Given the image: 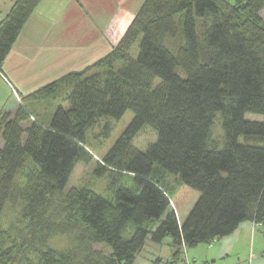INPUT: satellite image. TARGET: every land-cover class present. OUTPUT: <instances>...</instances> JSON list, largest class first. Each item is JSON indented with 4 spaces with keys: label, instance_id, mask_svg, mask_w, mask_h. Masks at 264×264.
<instances>
[{
    "label": "trees",
    "instance_id": "1",
    "mask_svg": "<svg viewBox=\"0 0 264 264\" xmlns=\"http://www.w3.org/2000/svg\"><path fill=\"white\" fill-rule=\"evenodd\" d=\"M40 2L15 0L0 21V70ZM263 10L264 0H144L111 51L72 75L65 96L64 78L24 96L46 99L48 117L22 105L0 113V221L11 204L22 223H0V264H133L147 239L167 238L172 260L149 264H196L188 248L248 219L264 230V120L246 117L264 114ZM129 109L133 119L95 169L108 174L111 193L66 190L76 164L94 158L88 128ZM146 125L158 137L143 150L133 140ZM57 234L71 244L52 246Z\"/></svg>",
    "mask_w": 264,
    "mask_h": 264
},
{
    "label": "crops",
    "instance_id": "2",
    "mask_svg": "<svg viewBox=\"0 0 264 264\" xmlns=\"http://www.w3.org/2000/svg\"><path fill=\"white\" fill-rule=\"evenodd\" d=\"M121 1L125 2V6L139 9L144 0H41L0 70V102L8 101L16 91L9 77L18 90L30 91L52 80L50 76L60 65L63 70L68 67L73 69L78 64L76 62L89 52L90 40L96 36L108 34L107 41L115 45L112 38L117 33L111 20L118 8H124L118 3ZM14 3L15 0H0V21ZM79 37L80 41L75 45L81 48V53L75 57V52L68 46ZM60 52L65 54L64 60L58 58ZM187 252L189 258L197 259L196 264L204 261L214 264H264V230L261 224L248 219L232 233L212 243L188 248ZM172 256L173 247L169 238L162 243L147 239L133 264H149L158 257L166 263L172 260Z\"/></svg>",
    "mask_w": 264,
    "mask_h": 264
},
{
    "label": "rangeland",
    "instance_id": "3",
    "mask_svg": "<svg viewBox=\"0 0 264 264\" xmlns=\"http://www.w3.org/2000/svg\"><path fill=\"white\" fill-rule=\"evenodd\" d=\"M118 3L122 5L124 8L123 9L118 8L111 20L114 22V26L116 28L115 31L117 33L115 37L113 36L114 39L112 38V41L116 42V44L119 42V40L125 33L129 24L133 20L136 12L138 11L137 10L138 8L135 9L132 6L131 7L125 6L124 5L125 2L121 1ZM262 16L264 17V10L262 11ZM92 20L93 18H91V21ZM105 33L107 34V32ZM107 40H108V34L105 35L104 33L103 36L102 35L99 37L96 36L94 40H90L91 44H90V49H88L89 52L85 53V56L81 57V61L76 62L78 64H75L73 69L68 67L67 69L63 70V68L61 69V65H60L58 68L55 69L57 71L50 76L52 80H48L46 83L41 84L39 87L46 85L57 79L60 80L61 78H64L62 81V88H61L62 92L60 93V97L62 98L63 96H65L67 91L71 88L70 81L73 78L72 75H74V73L81 72L82 70H85L86 68L92 66L96 61H98L99 59L104 57L109 51H111L114 45L109 43ZM77 41H80V37L74 41L73 43L74 45L70 44L71 46H68L70 50L75 52V57H77L78 54L81 53L80 50L81 48L78 47L77 44L75 45V42L77 43ZM138 48H139V41L134 43V45L131 47L130 53L136 56L138 52ZM66 53L68 52L66 51ZM64 57L65 54H61V52L58 53V58L64 60ZM120 64L121 62H116L115 66H118ZM64 67L66 68L67 65L64 64ZM103 68L105 67L101 66L95 69L98 70ZM57 72L59 73L58 76H56ZM9 78H8L9 81L13 84L17 92L15 91L12 97H9L8 101L0 102V113H4L7 111H15L18 108V106L22 105L25 106V108L31 113L33 117L39 118L40 116H44V115H46L47 117L49 116L50 111L45 109L44 107L45 103L47 102L46 99L44 98L24 99V96L29 95L39 87H35L32 90L30 89V91L22 92L18 90L12 78L11 77ZM158 79L159 78H157L156 81H158ZM63 102L65 106L68 105L66 101ZM133 117H134V112L131 109H129L120 119H114L110 116H103L88 128L86 132V137L89 148L91 149L94 158L87 162L79 161L76 164L72 176L70 177V180L68 181V184L66 186V190H69L72 187H89L104 195L111 193L109 189L110 178L108 177V174L100 175L95 172V169L97 167V160L100 159L102 156H104L108 152V150L114 145V143L121 136L125 128L131 122ZM246 117L252 120H264V114H259V113L249 112L247 113ZM107 123H109L110 125V129L108 133L106 128ZM157 137L158 136L156 130L152 128L150 125H146L135 136L133 140V144L136 147L145 150L150 143L155 142L157 140ZM213 137L217 140H221L223 138V130L221 126L220 115H217L215 118V122L213 125ZM1 144H2V140L0 139V145ZM23 176L24 174L22 172L20 178H23ZM169 179L172 183L174 184L177 183L174 175H169ZM129 181H131L129 177H125V176L122 177V182L126 183ZM199 196H200L199 191L194 193V195L189 200V202L187 203V205L185 206L184 210L181 213L182 218L186 217L189 214V212L195 205L196 201L199 199ZM20 213L21 212L19 206L13 207L11 204H8L3 213L0 223L6 227L13 222H19V225H21L22 223H20V218H21ZM127 230L128 231L131 230V225L127 228ZM128 231L126 232V234L128 233ZM71 241H72V236L70 234H57L51 238L50 244L54 247L62 248L70 245Z\"/></svg>",
    "mask_w": 264,
    "mask_h": 264
},
{
    "label": "built area",
    "instance_id": "4",
    "mask_svg": "<svg viewBox=\"0 0 264 264\" xmlns=\"http://www.w3.org/2000/svg\"><path fill=\"white\" fill-rule=\"evenodd\" d=\"M188 264H191L190 262H188Z\"/></svg>",
    "mask_w": 264,
    "mask_h": 264
}]
</instances>
